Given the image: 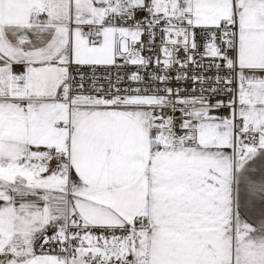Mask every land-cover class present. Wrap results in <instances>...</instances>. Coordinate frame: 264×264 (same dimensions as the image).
Wrapping results in <instances>:
<instances>
[{"label":"snow or ice","instance_id":"snow-or-ice-1","mask_svg":"<svg viewBox=\"0 0 264 264\" xmlns=\"http://www.w3.org/2000/svg\"><path fill=\"white\" fill-rule=\"evenodd\" d=\"M0 264H264V0H0Z\"/></svg>","mask_w":264,"mask_h":264}]
</instances>
